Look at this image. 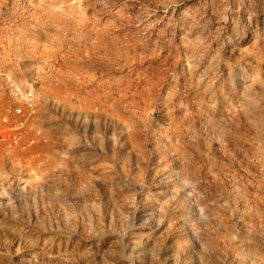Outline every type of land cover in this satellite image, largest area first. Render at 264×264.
<instances>
[{
	"label": "rangeland",
	"instance_id": "1",
	"mask_svg": "<svg viewBox=\"0 0 264 264\" xmlns=\"http://www.w3.org/2000/svg\"><path fill=\"white\" fill-rule=\"evenodd\" d=\"M3 117L0 264H264V0H0Z\"/></svg>",
	"mask_w": 264,
	"mask_h": 264
},
{
	"label": "built area",
	"instance_id": "2",
	"mask_svg": "<svg viewBox=\"0 0 264 264\" xmlns=\"http://www.w3.org/2000/svg\"><path fill=\"white\" fill-rule=\"evenodd\" d=\"M14 87H17V92L20 95L22 103L32 108L34 106V93L30 91H25L22 93L18 88L17 84ZM24 110L23 107L18 106L14 110V114L16 116L23 115ZM22 126H15L12 125L7 117H3L0 119V144L5 146L7 149L11 150L15 147L16 143L19 141L22 133H21Z\"/></svg>",
	"mask_w": 264,
	"mask_h": 264
}]
</instances>
